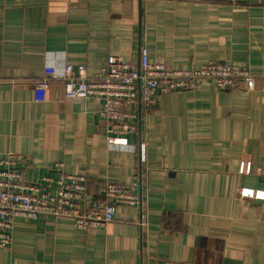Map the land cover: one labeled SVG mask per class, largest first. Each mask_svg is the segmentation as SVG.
<instances>
[{
  "label": "crops",
  "instance_id": "obj_1",
  "mask_svg": "<svg viewBox=\"0 0 264 264\" xmlns=\"http://www.w3.org/2000/svg\"><path fill=\"white\" fill-rule=\"evenodd\" d=\"M141 48L151 63H221L254 80L159 96L109 148L100 103L67 99L50 78L67 64L93 76L109 56L136 63ZM6 153L30 159L19 165L28 182L57 179L55 164L84 174L89 196L137 176L142 202L116 207L104 228L16 218L0 264H264V0H0Z\"/></svg>",
  "mask_w": 264,
  "mask_h": 264
},
{
  "label": "built area",
  "instance_id": "obj_2",
  "mask_svg": "<svg viewBox=\"0 0 264 264\" xmlns=\"http://www.w3.org/2000/svg\"><path fill=\"white\" fill-rule=\"evenodd\" d=\"M50 79L62 82L67 99L100 103L97 116L104 124L109 148L124 146L123 139L137 131L141 113L153 110L159 96L194 91L206 81L222 91L240 85L249 88L254 80L247 68L221 63L189 69L174 68L166 62L151 63L145 48L139 50L136 63L109 56L93 76L87 75L84 65L67 64L60 77ZM139 150L142 161L143 145ZM29 160L15 153H6L0 159V249L11 247L16 218H64L76 229L87 230L110 224L118 206L141 205L137 176L125 185L105 181L98 185L96 195L89 196L86 176L62 173V164L54 165L61 173L57 179L45 176L40 182L25 181L19 165ZM255 174L264 176V168H257Z\"/></svg>",
  "mask_w": 264,
  "mask_h": 264
}]
</instances>
